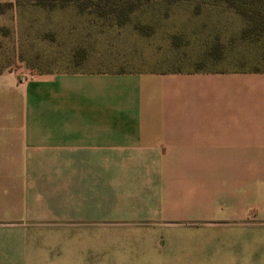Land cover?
<instances>
[{"label": "crops", "instance_id": "1", "mask_svg": "<svg viewBox=\"0 0 264 264\" xmlns=\"http://www.w3.org/2000/svg\"><path fill=\"white\" fill-rule=\"evenodd\" d=\"M217 60L0 72V264H264V68Z\"/></svg>", "mask_w": 264, "mask_h": 264}, {"label": "rangeland", "instance_id": "2", "mask_svg": "<svg viewBox=\"0 0 264 264\" xmlns=\"http://www.w3.org/2000/svg\"><path fill=\"white\" fill-rule=\"evenodd\" d=\"M54 3L0 0V72L26 79L87 61L122 70L140 61L159 71L211 68L219 65L216 47L230 64L264 68V24L257 22L264 19V0H235L240 11L221 0Z\"/></svg>", "mask_w": 264, "mask_h": 264}, {"label": "trees", "instance_id": "3", "mask_svg": "<svg viewBox=\"0 0 264 264\" xmlns=\"http://www.w3.org/2000/svg\"><path fill=\"white\" fill-rule=\"evenodd\" d=\"M62 3H65V2H71V1H73V0H60ZM221 1H226V2H229V4H232L233 5V7H235V9H237V10H239L240 11V8L239 7H236V6H234V2H235V0H221ZM237 1H239V0H237ZM245 1H248V0H245ZM254 1V0H253ZM263 0H256V2H262ZM54 2H57V0H38V3L41 5V6H45V7H51V8H53L55 5V3ZM81 10L82 11H84V10H86L85 8H81ZM120 10V9H119ZM121 11V10H120ZM122 12V11H121ZM124 16V15H123ZM124 18H126V17H124ZM264 19L263 18H260V20H257V22H258V24L259 25H262L263 26V24H264ZM126 22H125V20H121L120 21V24L121 25H124ZM219 49H220V47H216L214 50H213V54H215V53H219Z\"/></svg>", "mask_w": 264, "mask_h": 264}]
</instances>
